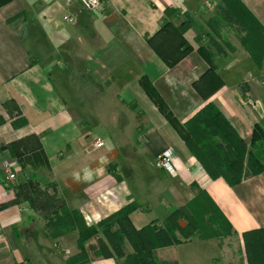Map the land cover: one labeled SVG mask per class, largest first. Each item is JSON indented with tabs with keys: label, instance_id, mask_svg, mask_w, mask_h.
I'll return each instance as SVG.
<instances>
[{
	"label": "crops",
	"instance_id": "0c3cea01",
	"mask_svg": "<svg viewBox=\"0 0 264 264\" xmlns=\"http://www.w3.org/2000/svg\"><path fill=\"white\" fill-rule=\"evenodd\" d=\"M242 2L264 25V0ZM101 5L0 0V145L34 134L47 160L45 178L88 225L130 201L141 206L130 214L135 227L162 221L204 189L230 222L236 234L226 238L234 241L194 236L158 248L156 256L175 264H249L242 235L264 227V172L235 186L210 178L142 81L153 85L179 123L213 103L249 146L254 126L264 130V58L246 49L241 24L212 23L222 0ZM165 8L175 11L174 27L155 35ZM184 19L180 33L176 27ZM185 43L190 49L180 55ZM162 55L177 60L169 66ZM210 65L214 71L205 73ZM18 117L26 122L13 125ZM95 137L102 146H93ZM166 148L174 154L173 176L154 165ZM4 162L15 163L17 183L19 161L7 148L0 150L3 176ZM197 163L202 170L195 175ZM48 214L16 200L0 183V264H64L60 251L65 258L78 251V232L53 237L45 226ZM88 244L84 264H123L122 258L93 256L94 238ZM123 248L132 250L128 240Z\"/></svg>",
	"mask_w": 264,
	"mask_h": 264
},
{
	"label": "trees",
	"instance_id": "16d2710c",
	"mask_svg": "<svg viewBox=\"0 0 264 264\" xmlns=\"http://www.w3.org/2000/svg\"><path fill=\"white\" fill-rule=\"evenodd\" d=\"M222 2L223 9L211 18L212 23L225 19L241 24L246 31L244 46L261 62L264 58V25L242 0ZM174 12L173 9L165 8L164 17L155 35L174 27L170 20ZM187 24L188 20L184 19L176 28L182 33ZM154 36H148L147 41L155 47ZM189 49L190 45L185 43L180 55H184ZM162 56L169 66L177 60ZM211 71H214L212 65L205 73ZM142 85L161 113L182 136L186 146L210 178L222 177L230 186H235L249 176L264 172V130L260 127L254 126L248 146L220 109L211 102L206 103L183 123H179L153 85L147 81H142ZM25 122L23 117L12 121L13 125ZM4 148L18 158L21 177L17 183H8L0 170V183L14 191L16 200L25 199L31 208L52 213L45 216V226L53 237L71 230L78 232V251L67 256L64 264L88 262L87 243L92 238L96 240L93 256L122 258L123 264H175L160 260L156 256V250L185 242L194 236L221 239L236 234L204 189L198 190L184 205L173 208L162 221L152 219L139 228L135 227L130 214L141 206L136 201H130L99 220L97 224L88 225L78 209H71L64 204L56 184L45 178L47 160L34 134L26 139L1 144L0 150ZM242 236L248 263L264 264V227L246 231ZM125 240L132 247L128 253L123 249Z\"/></svg>",
	"mask_w": 264,
	"mask_h": 264
},
{
	"label": "built area",
	"instance_id": "2783aa9c",
	"mask_svg": "<svg viewBox=\"0 0 264 264\" xmlns=\"http://www.w3.org/2000/svg\"><path fill=\"white\" fill-rule=\"evenodd\" d=\"M87 5L97 8V9H101L102 5H101V0H86ZM63 19L67 22H73L74 18L71 16H64ZM103 145V141L102 139H100L99 137H95L94 138V142H93V146L94 147H100ZM173 158H174V154L171 148H166L163 151H161L155 159L154 165L156 168L158 169H162L164 171H167L168 173H170L172 176L177 174V171L174 167L173 164ZM15 167V163L13 162H4L3 163V169L5 172V180L8 183H13V181H15L16 179V175L13 171V168ZM197 171L194 173L195 175H197L198 173H200V171L202 170L201 166L197 163Z\"/></svg>",
	"mask_w": 264,
	"mask_h": 264
},
{
	"label": "rangeland",
	"instance_id": "374dc122",
	"mask_svg": "<svg viewBox=\"0 0 264 264\" xmlns=\"http://www.w3.org/2000/svg\"><path fill=\"white\" fill-rule=\"evenodd\" d=\"M233 39H234V41H237L236 40V37H234V36H231ZM28 46H29V44H28ZM95 239V238H94ZM221 240L223 241V242H228V241H234V240H232L231 238H221ZM124 249V248H123ZM125 251V250H124ZM125 253H128V252H125ZM66 254L63 252V251H60V253H59V259H60V261H63V260H65L66 258L64 257Z\"/></svg>",
	"mask_w": 264,
	"mask_h": 264
}]
</instances>
